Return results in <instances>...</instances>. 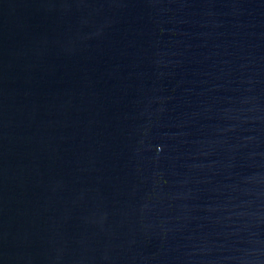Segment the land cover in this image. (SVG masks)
Returning <instances> with one entry per match:
<instances>
[{"label":"water","instance_id":"water-1","mask_svg":"<svg viewBox=\"0 0 264 264\" xmlns=\"http://www.w3.org/2000/svg\"><path fill=\"white\" fill-rule=\"evenodd\" d=\"M0 264H264V0H0Z\"/></svg>","mask_w":264,"mask_h":264}]
</instances>
